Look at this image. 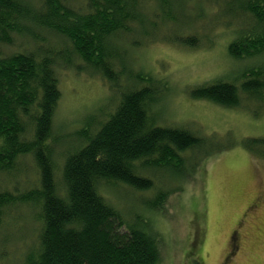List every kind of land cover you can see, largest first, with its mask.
<instances>
[{
	"label": "trees",
	"instance_id": "1",
	"mask_svg": "<svg viewBox=\"0 0 264 264\" xmlns=\"http://www.w3.org/2000/svg\"><path fill=\"white\" fill-rule=\"evenodd\" d=\"M207 2L216 11L210 18L186 0H0V238L8 241L18 212L31 214L34 238L22 264L159 263L163 239L152 213L235 142L158 122L167 87L134 69L130 51L149 42L212 46L218 36L209 33L223 25L229 56L249 65L188 93L224 108L264 107V0ZM67 68L101 76L113 91L108 100H117L69 138L55 131L58 72ZM241 143L264 158V136ZM64 144L70 148L57 175ZM116 185L139 198L134 210L108 199Z\"/></svg>",
	"mask_w": 264,
	"mask_h": 264
},
{
	"label": "rangeland",
	"instance_id": "2",
	"mask_svg": "<svg viewBox=\"0 0 264 264\" xmlns=\"http://www.w3.org/2000/svg\"><path fill=\"white\" fill-rule=\"evenodd\" d=\"M186 2L193 4L197 13L203 8L208 18L216 12L207 0ZM227 30L216 24L213 32H206L218 36L212 46L191 49L149 42L130 51L129 62L134 69L151 73L167 87L164 99L155 109L158 122L185 125L208 137L216 135L223 144L235 142L205 159L193 174L195 178L184 181L183 189L171 194L165 205L152 213V228L163 239L158 264H194L195 260L202 264H264V158L241 143L247 137L264 136V107H256L255 115L251 111L255 106L251 110L224 108L194 99L188 93L210 79L233 77L236 65H249L245 63L250 61L241 63L229 56ZM58 76L62 96L55 131L67 138L100 107L108 106V112L117 102L108 100L113 91L99 75L67 68L59 69ZM105 114H100L98 121ZM71 138L73 142L75 137ZM68 146L57 149V175ZM163 180L167 187H174L169 178ZM106 191L108 199L120 210H134L137 206L136 194L122 185ZM17 216L20 219L9 229L8 241L0 238V264H22L26 244L34 236L31 214L24 209ZM12 221L11 218L9 223Z\"/></svg>",
	"mask_w": 264,
	"mask_h": 264
}]
</instances>
